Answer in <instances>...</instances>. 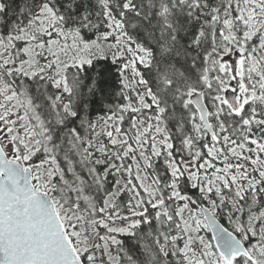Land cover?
Returning <instances> with one entry per match:
<instances>
[{
    "label": "snow or ice",
    "instance_id": "snow-or-ice-1",
    "mask_svg": "<svg viewBox=\"0 0 264 264\" xmlns=\"http://www.w3.org/2000/svg\"><path fill=\"white\" fill-rule=\"evenodd\" d=\"M0 264H264V0H0Z\"/></svg>",
    "mask_w": 264,
    "mask_h": 264
}]
</instances>
